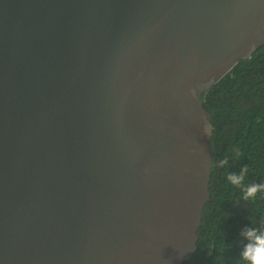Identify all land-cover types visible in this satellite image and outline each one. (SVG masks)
<instances>
[{
    "label": "water",
    "instance_id": "95a60500",
    "mask_svg": "<svg viewBox=\"0 0 264 264\" xmlns=\"http://www.w3.org/2000/svg\"><path fill=\"white\" fill-rule=\"evenodd\" d=\"M262 45L264 0H0V264L190 260L202 96Z\"/></svg>",
    "mask_w": 264,
    "mask_h": 264
},
{
    "label": "trees",
    "instance_id": "16d2710c",
    "mask_svg": "<svg viewBox=\"0 0 264 264\" xmlns=\"http://www.w3.org/2000/svg\"><path fill=\"white\" fill-rule=\"evenodd\" d=\"M212 114L213 152L205 204L197 231V249L182 264H246L240 259L241 230L264 229V192L243 199V188L264 184V45L240 61L211 91L202 96ZM228 163L219 166V161ZM247 166L243 185L235 186L228 175Z\"/></svg>",
    "mask_w": 264,
    "mask_h": 264
},
{
    "label": "clouds",
    "instance_id": "9594fccd",
    "mask_svg": "<svg viewBox=\"0 0 264 264\" xmlns=\"http://www.w3.org/2000/svg\"><path fill=\"white\" fill-rule=\"evenodd\" d=\"M227 160L219 161V166L227 164ZM247 172V166H244L237 175L232 173L227 179L231 184L241 187ZM258 192H264V184H250L243 188V199L248 201L254 199ZM240 236L243 244L239 256L246 264H264V229H258L253 226L244 227L241 230Z\"/></svg>",
    "mask_w": 264,
    "mask_h": 264
}]
</instances>
